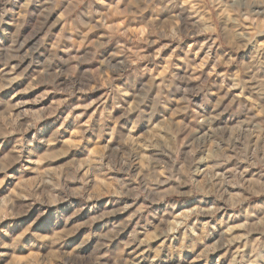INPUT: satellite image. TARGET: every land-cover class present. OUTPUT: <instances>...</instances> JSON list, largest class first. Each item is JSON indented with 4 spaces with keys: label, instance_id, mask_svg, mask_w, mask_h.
Here are the masks:
<instances>
[{
    "label": "clouds",
    "instance_id": "clouds-1",
    "mask_svg": "<svg viewBox=\"0 0 264 264\" xmlns=\"http://www.w3.org/2000/svg\"><path fill=\"white\" fill-rule=\"evenodd\" d=\"M34 254L264 264V0H0V264Z\"/></svg>",
    "mask_w": 264,
    "mask_h": 264
},
{
    "label": "rangeland",
    "instance_id": "rangeland-1",
    "mask_svg": "<svg viewBox=\"0 0 264 264\" xmlns=\"http://www.w3.org/2000/svg\"><path fill=\"white\" fill-rule=\"evenodd\" d=\"M24 85V81H19L18 82V86H23ZM14 87H17V85H14ZM40 89H36L35 92H39ZM33 95H35V93L33 92H30V93H27L24 98L25 99H28V98H31ZM18 99H20V97H17ZM29 259H33L35 260L36 259V256L35 254L33 255V257H26V256H21L19 257V260H20V264H26V262L29 260Z\"/></svg>",
    "mask_w": 264,
    "mask_h": 264
}]
</instances>
